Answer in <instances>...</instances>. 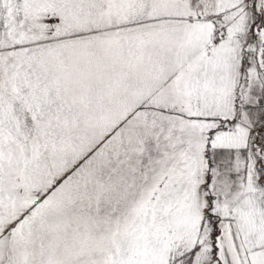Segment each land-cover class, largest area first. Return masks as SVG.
I'll return each instance as SVG.
<instances>
[{"label":"snow or ice","instance_id":"obj_1","mask_svg":"<svg viewBox=\"0 0 264 264\" xmlns=\"http://www.w3.org/2000/svg\"><path fill=\"white\" fill-rule=\"evenodd\" d=\"M0 264H264V0H0Z\"/></svg>","mask_w":264,"mask_h":264}]
</instances>
